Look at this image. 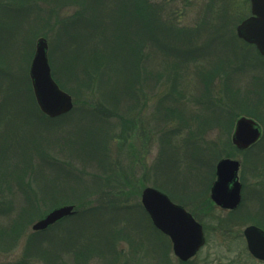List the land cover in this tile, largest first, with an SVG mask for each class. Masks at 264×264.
<instances>
[{
	"label": "rangeland",
	"instance_id": "374dc122",
	"mask_svg": "<svg viewBox=\"0 0 264 264\" xmlns=\"http://www.w3.org/2000/svg\"><path fill=\"white\" fill-rule=\"evenodd\" d=\"M99 2L104 12L115 9L106 8V0ZM119 2L116 9L130 5ZM144 2L150 4L144 22L151 29L142 37V54L148 67V59L169 66L164 79L151 73L138 86V104L124 100L112 105L106 102V87L88 88L64 65L67 56L91 51L82 43L95 40L89 11L96 0H0V228L4 229L0 230V264H182L141 204L145 186L165 192L205 225V247L189 264H264L247 257L244 243L239 244L241 228L252 218L264 223L260 207L264 204V58L235 30L250 14L249 1ZM36 7L54 8L60 19L87 17L90 24L78 22L71 28L77 39L73 53L67 49V38L61 39V30L35 18ZM223 10L225 15L220 17ZM144 22L138 26L144 28ZM161 24L176 31L162 37L169 46L195 48L189 56L160 49L158 42L164 45ZM40 36L47 40L54 80L73 100L72 109L60 117L44 115L32 93L28 69ZM120 66H115L119 76ZM202 66L224 68L229 87L240 92L237 97H244L247 107L238 100L224 105L218 77L210 83L209 104L191 99L198 95L196 89L204 88L197 73ZM176 72L186 79L173 88ZM173 96L188 106L181 117L158 109L161 102L174 104ZM257 100L262 102L261 110L256 111L258 118H251L260 124L262 135L247 150L238 151L231 143L235 121ZM193 111L208 122L194 136V143L189 137V129H197L191 119ZM222 157L240 162L241 204L233 212L217 208L210 199L215 165ZM70 204L75 212L63 218L62 224L48 230L31 229L54 207ZM231 217L238 221L221 227ZM84 230L92 232L90 240ZM65 232L73 236L64 237Z\"/></svg>",
	"mask_w": 264,
	"mask_h": 264
},
{
	"label": "trees",
	"instance_id": "16d2710c",
	"mask_svg": "<svg viewBox=\"0 0 264 264\" xmlns=\"http://www.w3.org/2000/svg\"><path fill=\"white\" fill-rule=\"evenodd\" d=\"M36 1L37 0H32L33 3H35ZM99 1L100 0H96V3L93 4V8L90 9L89 11L90 12L89 20L91 19L94 21L93 25L89 23L91 20L87 21V17L84 18L82 15H80L77 18L64 17V19H60L58 13L54 10V8L36 7L37 9L34 12L35 18L43 22L46 26H49L51 23H53L55 25L56 30L57 29L61 30L60 33L63 32L62 34L65 36L63 37L62 35L61 39L64 40L67 38L66 41L69 42L67 49L71 53H73L72 47L77 40L75 37L72 36L74 32H71V28L75 27L74 24H77L78 22H85V24H90L92 29L91 34L92 35L94 34L93 37L95 38V40H92L89 45H88V41L86 40L82 44H84V46L87 47L89 46V49L91 51L83 55H81L82 54L81 53L78 54L77 56H67L66 58H64L65 60L64 65L66 66L68 73L74 77H77L76 79H79L82 84L86 85L90 89L92 88L102 89L106 87V102H109L112 105H118L121 101L124 100L126 104L127 103L130 104L131 101L134 102L135 104H138L140 95L137 93H141V91L140 92L136 91V90H141V87L140 89H138L139 88L138 86H142V84L145 82V80H147L149 74L151 73L156 74L158 80L159 78L162 77L164 79V71H166L167 69L166 67L169 66L168 65L169 63L162 62L163 63L162 64L159 63L158 60L155 61L148 59V64L150 65V67H148V65L146 64V58H145L146 55L142 54L143 43H144L142 37L149 35L151 29V27L147 26V24L144 22L146 17L144 15L145 14L144 11L145 8L150 7L149 6L150 4L149 2H144V0H123L125 1V3H123L124 6L130 3V5L127 6L128 8L125 7V9H120V8L116 9V7L121 4L119 0H106V8L112 5L115 6V9L109 8L104 12L100 5L101 2ZM32 8L33 7L31 6V9ZM224 13H225L224 10L222 11V13L220 12V17H222L221 15H225ZM140 21H143L146 24L144 25V28L138 26L142 24L139 23ZM133 24H137L134 30L130 28L131 25ZM158 27L160 29H163V33L160 34V40L162 41L164 39L162 37L168 34V32H170L169 34H173V35H175L176 33V31H173L174 28H172V26H165L164 24H161L158 25ZM58 34H56L57 38L59 37ZM180 34L181 32L177 31V35ZM153 37L155 38L156 41L158 40L156 39V36ZM163 42L164 45H161L159 42L158 44L161 46L160 49H163L164 52H169L171 50L172 52L173 51L177 52V54L185 53L189 56L190 55L189 53L193 49H195V48H190L189 50H184L180 48L179 50H176L177 46L172 47L169 46L166 41ZM118 54L119 55L122 54V55L119 56ZM82 56L83 58H81ZM115 66L117 67L120 66V71L123 70L122 72H120L121 74L120 76L118 74V71L115 70L116 68ZM141 73L142 76H144L143 81H141L142 78ZM184 73H188V72L185 71ZM197 73L199 79L203 82L202 84L204 85V88L200 90L196 89V94L198 93V95L196 96L194 95L195 98H191V99L194 100L196 99V101L198 102L204 99L200 103H203L205 100H207L205 103L209 104L210 103L209 97L211 95L210 83L214 81V77L216 78L218 77L219 79L222 80V83L220 82L222 90L219 91L221 98L219 97V99L224 100V105L225 104L231 105L238 100L240 104L246 105L245 107H247L246 102H244V97H237L240 92L237 91V89L235 90L229 87V83H228L229 75L224 68L221 67L220 69H216V68L206 69V67L202 66ZM182 78L184 79V81L182 80ZM185 79L186 77L184 74L180 75L176 72L175 76H173V80L171 84L172 87L174 88V86L180 85V80H182V83H185ZM118 85H119V89L116 88V86ZM184 86L186 87V85ZM110 88H112L113 90ZM110 90L112 91V93H109ZM133 90H135V93L137 95L132 92ZM200 93L204 95L201 97ZM175 97L174 96L172 97L174 98L173 100L175 101L174 104L170 105L161 102L158 109L162 110L165 113L173 115V117L175 116L181 117V115H183V111L188 106L184 105L182 101L177 100ZM27 98L29 100V103L31 102L33 104L31 94H29ZM145 99L146 98L142 100L143 103L145 102ZM258 101L259 100H257L256 105L253 106L251 109L248 108L245 110L243 109L242 110L243 115H247L253 118H258V116H256V111L260 109L259 106L262 105V102L259 103ZM31 106L33 107L34 104ZM29 109H31V107ZM193 113L195 114V116L193 115ZM192 115H193L191 118L192 122L194 123L196 121L197 129L195 130L189 129L190 132L189 137L191 136L190 141L194 143L195 142L194 136L197 135V133L202 132L205 126L204 124L206 118L204 117L203 118L204 120L202 121L200 118L203 117L202 116L203 114H199L194 111L192 112ZM192 122L190 121V124ZM187 124L189 125V123ZM174 131L175 130H169V132H174ZM3 132L4 131H2V134ZM226 144L228 146L229 140L226 141ZM210 151L214 152L215 150L211 148ZM3 182L6 181L3 180ZM52 198L53 197H51V199ZM54 199H59V198H53V200ZM30 205H33L32 201H29V206ZM64 219H61L55 224L49 226L46 230L56 225L62 224ZM85 228L88 229L87 227ZM0 230L4 231L3 228L2 229L0 228ZM68 230L70 231L72 230V228ZM84 231L86 233L87 239L90 240V238L93 237V234H91L92 232L90 230L88 231L84 230ZM6 233L7 232H4V234ZM158 233L161 234L160 232ZM68 235H70L71 237L73 236V233ZM68 235L66 236V232L63 233L64 237H68ZM74 239L76 240V235L74 236Z\"/></svg>",
	"mask_w": 264,
	"mask_h": 264
},
{
	"label": "water",
	"instance_id": "95a60500",
	"mask_svg": "<svg viewBox=\"0 0 264 264\" xmlns=\"http://www.w3.org/2000/svg\"><path fill=\"white\" fill-rule=\"evenodd\" d=\"M250 14L236 25L238 38L255 46L264 57V0H249ZM47 40L36 39L35 49L29 64L28 75L33 97L39 110L54 118L69 112L73 107L72 96L54 80L49 65ZM261 135V128L251 117L236 119L231 134V143L238 150H244L255 143ZM239 161L222 157L215 165V180L210 188V198L220 207L234 208L240 201L241 183L237 171ZM141 204L152 224L172 243L174 254L185 261L192 257L204 243L202 226L180 204L153 186H145L141 191ZM74 205L57 206L31 225L34 231L45 230L50 225L73 214ZM248 250L252 255L264 259V231L254 225L244 229Z\"/></svg>",
	"mask_w": 264,
	"mask_h": 264
},
{
	"label": "flooded vegetation",
	"instance_id": "af4514ba",
	"mask_svg": "<svg viewBox=\"0 0 264 264\" xmlns=\"http://www.w3.org/2000/svg\"><path fill=\"white\" fill-rule=\"evenodd\" d=\"M260 128H261V126H260ZM261 135H262V128H261ZM245 150H247V149H245ZM245 150H242V151H245ZM239 170H240V162H239V168H238V171H237V177H238V181L241 183V181H240V175H239ZM241 189H242V183H241ZM210 199H211V198H210ZM211 200H212V199H211ZM240 200H241V190H240ZM173 202H174V201H173ZM212 202H213V204H214L215 206H217V208L223 209V210H225V211H230V212H233L234 210H236L237 208H239V206H240V204H241V201H239V203H238L234 208L230 209V208H223V207L218 206L217 204L214 203L213 200H212ZM174 203H175V202H174ZM177 204H180V203H177ZM180 205H182V204H180ZM182 206H183V205H182ZM183 207H184V206H183ZM260 207L264 209V204L260 205ZM184 209H185L186 211H188V212L194 217V219H195L198 223L201 224V226H202V231H203V234H204V243L199 247V249L196 251V253H195L192 257H190L189 259H187V260H185V261H182L181 259H179V258L174 254V252H173V247H172V243H171V241H170V243H171V250H172V253H173L174 257H176L177 260H178L180 263H182V264H189V263H191V260L197 256V254L200 252V250H201L203 247H205V242H206V236H207V234H206V230H205V225H204L202 222H200V221L196 218L195 214L192 213V212H190L189 210H187L185 207H184ZM237 221H238V218H237V217H236V218L231 217L230 219H225L224 222H223V224H221V225H222L221 227L229 228V227L231 226L230 224H233L234 222L236 223ZM250 225H254V226H256V227H258V228H260V229H262V230L264 231V223H261L259 220H256L255 218H254V219L252 218V221H251V222H249L248 224L244 225V226L241 228V233H240L241 237H240V240H239V241H240L239 244L242 245V243H244L243 251L247 254V257L251 258L253 261L260 262V263H264V259H260V258H258V257H255V256L252 255V253H250V251L248 250L247 243H246V238H245V235H244V229H245L246 227L250 226Z\"/></svg>",
	"mask_w": 264,
	"mask_h": 264
}]
</instances>
